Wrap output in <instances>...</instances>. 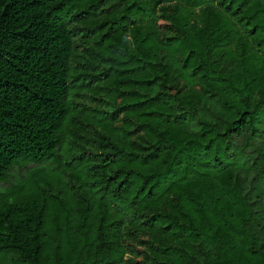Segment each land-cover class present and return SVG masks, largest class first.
I'll list each match as a JSON object with an SVG mask.
<instances>
[{
  "label": "trees",
  "instance_id": "1",
  "mask_svg": "<svg viewBox=\"0 0 264 264\" xmlns=\"http://www.w3.org/2000/svg\"><path fill=\"white\" fill-rule=\"evenodd\" d=\"M73 19L128 93L100 118L101 194L3 200L0 251L121 264L146 237L129 264H264V0H0V180L64 141Z\"/></svg>",
  "mask_w": 264,
  "mask_h": 264
},
{
  "label": "rangeland",
  "instance_id": "2",
  "mask_svg": "<svg viewBox=\"0 0 264 264\" xmlns=\"http://www.w3.org/2000/svg\"><path fill=\"white\" fill-rule=\"evenodd\" d=\"M159 22L165 23L167 19L161 16ZM70 26L75 35L70 88L65 97L71 111L64 122V141L46 157L21 155L14 159L0 180V203L30 194L45 199L49 193L77 208L81 197L94 201L101 194L97 175L92 173L98 168L96 160L103 157V135L111 131L100 118L114 115V124L123 122L127 87L115 83L113 75L112 79L105 77V73L111 72L112 62L107 51L99 46L97 29L74 19ZM49 204L53 206V199ZM144 238L128 239L135 252L127 251L121 264H129L131 257L141 260L145 256L148 243ZM0 264L28 263L20 260L15 251H0Z\"/></svg>",
  "mask_w": 264,
  "mask_h": 264
}]
</instances>
